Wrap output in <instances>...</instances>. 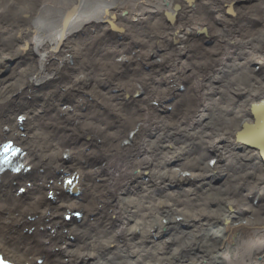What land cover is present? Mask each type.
Instances as JSON below:
<instances>
[{"label": "bare ground", "instance_id": "1", "mask_svg": "<svg viewBox=\"0 0 264 264\" xmlns=\"http://www.w3.org/2000/svg\"><path fill=\"white\" fill-rule=\"evenodd\" d=\"M258 108L264 0H0V143L33 165L0 171V251L264 264Z\"/></svg>", "mask_w": 264, "mask_h": 264}, {"label": "rangeland", "instance_id": "2", "mask_svg": "<svg viewBox=\"0 0 264 264\" xmlns=\"http://www.w3.org/2000/svg\"><path fill=\"white\" fill-rule=\"evenodd\" d=\"M202 51V50H201ZM216 56L217 55H213L212 57H208L206 54L205 55H201V53L199 52V54L196 56V57H194L193 58V61H194V63H193V65H194V67L197 69L198 67H202L203 66V64L205 63V62H210V63H214V61L215 60H213L212 61V59H215L216 58ZM227 60V59H226ZM227 62L229 63H234L233 61H232V58H230V59H228L227 60ZM226 62V63H227ZM203 63V64H202ZM233 67V71L235 70L234 69V66H232ZM239 68V67H238ZM240 70H242V69H239V70H235V72H237V71H240ZM224 78L225 79H228V75L227 76H224ZM225 81H227V80H225ZM232 80H228L227 82H226V85H228L229 84V82H231ZM241 81H239V82H236V81H233L232 82V85H231V87L232 86H239V84L238 83H240ZM225 85V87L224 88H227V86ZM216 88V87H215ZM217 89V88H216ZM234 89V88H233ZM224 90H226V89H224ZM180 105V104H179ZM187 105V103L185 102L183 105H181L180 107H179V109L181 108V107H185ZM178 116V115H177ZM174 118H171V119H176V116L174 115L173 116Z\"/></svg>", "mask_w": 264, "mask_h": 264}, {"label": "water", "instance_id": "3", "mask_svg": "<svg viewBox=\"0 0 264 264\" xmlns=\"http://www.w3.org/2000/svg\"><path fill=\"white\" fill-rule=\"evenodd\" d=\"M257 112H259L260 115L262 116V118H264V114L260 111L259 108L257 109ZM262 131H263V127L261 126L260 132H262ZM259 133H253L248 138H247V136H243L242 135L243 136V140L246 143H249V144H252V143H255V144L264 143V134L262 133V135H260ZM262 154L264 155V152Z\"/></svg>", "mask_w": 264, "mask_h": 264}, {"label": "snow or ice", "instance_id": "4", "mask_svg": "<svg viewBox=\"0 0 264 264\" xmlns=\"http://www.w3.org/2000/svg\"><path fill=\"white\" fill-rule=\"evenodd\" d=\"M21 119H23V118H21ZM10 145H5L4 146V150H5V152H7L9 149H10ZM71 183V181H69V184Z\"/></svg>", "mask_w": 264, "mask_h": 264}]
</instances>
